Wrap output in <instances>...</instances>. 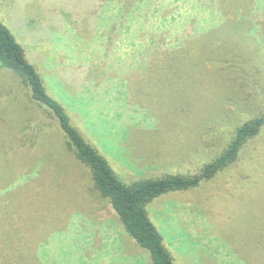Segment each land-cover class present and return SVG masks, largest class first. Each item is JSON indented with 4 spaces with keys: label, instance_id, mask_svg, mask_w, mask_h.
<instances>
[{
    "label": "rangeland",
    "instance_id": "1",
    "mask_svg": "<svg viewBox=\"0 0 264 264\" xmlns=\"http://www.w3.org/2000/svg\"><path fill=\"white\" fill-rule=\"evenodd\" d=\"M0 19L127 183L197 173L264 113V0H0ZM27 96L0 68V264H151ZM146 210L176 264H264V129Z\"/></svg>",
    "mask_w": 264,
    "mask_h": 264
},
{
    "label": "trees",
    "instance_id": "2",
    "mask_svg": "<svg viewBox=\"0 0 264 264\" xmlns=\"http://www.w3.org/2000/svg\"><path fill=\"white\" fill-rule=\"evenodd\" d=\"M0 68L12 73L27 88L29 97L23 100V111H28L32 107L31 103L44 106L50 111L57 121L58 129L63 132L62 134L59 129L71 149V154L89 169L94 187L109 201L127 234L148 252L151 264L176 263L147 213V204L169 192L192 189L213 179L234 164L244 148L264 129V113L244 121L235 128L232 138L222 151L195 174L168 173L127 183L117 175L105 156L71 123L63 105L47 93L37 68L28 61L23 47L1 19ZM27 120L30 121L29 116L24 114L23 121Z\"/></svg>",
    "mask_w": 264,
    "mask_h": 264
}]
</instances>
